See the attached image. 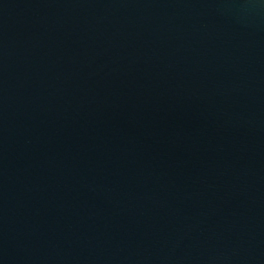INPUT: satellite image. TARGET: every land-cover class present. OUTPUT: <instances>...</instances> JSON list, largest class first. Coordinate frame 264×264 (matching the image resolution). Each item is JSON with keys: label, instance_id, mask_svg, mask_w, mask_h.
<instances>
[{"label": "water", "instance_id": "obj_1", "mask_svg": "<svg viewBox=\"0 0 264 264\" xmlns=\"http://www.w3.org/2000/svg\"><path fill=\"white\" fill-rule=\"evenodd\" d=\"M0 264H264V0H0Z\"/></svg>", "mask_w": 264, "mask_h": 264}]
</instances>
